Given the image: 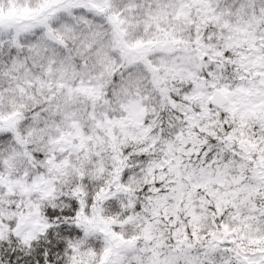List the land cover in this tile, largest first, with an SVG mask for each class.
<instances>
[{
  "label": "trees",
  "instance_id": "trees-1",
  "mask_svg": "<svg viewBox=\"0 0 264 264\" xmlns=\"http://www.w3.org/2000/svg\"><path fill=\"white\" fill-rule=\"evenodd\" d=\"M70 1L76 2L67 0L65 5L59 3L41 14H61L65 11L60 12L64 7L69 9L68 12L83 10ZM191 2L194 3V0ZM3 3L0 1V5ZM9 7L11 9L5 11L17 8L12 3ZM85 7L93 10L89 3ZM1 9L0 36L4 32L14 33V50L4 53V56L0 54L2 69L5 66L13 68V72L7 70V74L18 78L20 84L23 70L42 68L34 72L30 70L33 72L30 74L36 77V72L41 73V82L49 85L48 97L55 105H67L65 103L68 102L69 91H72L71 97L75 99L72 102L74 107L80 108L85 102L82 114L76 113L79 123H75L68 129V134L63 135L73 141V147L78 152L76 142L79 141L85 157H95L96 150L89 142L93 141V137L103 134V130L112 132L113 137L104 156L108 164L106 173L97 178L76 180L74 190L70 193L74 202L71 210L50 212L48 206L41 202L37 213L40 215L39 222L44 223V233H35L33 239L22 240L14 231L0 240V264H149L156 260V253L159 258L161 252L158 264H211L210 260L213 264H264V230L256 233L254 241L247 244L243 243V236L234 231L236 229L228 231L237 222H229L228 225L223 219L217 220L216 225L209 230L200 228V223L196 222L198 217L196 219V215L189 214L186 206L199 200L201 189H198L195 197L190 192L184 193L181 198L184 203L180 211L177 210V215L171 216V209L168 215L163 211L156 215L153 211L159 203L167 201L171 204L169 200L173 195L188 190L180 187L178 181H186V185L190 182L189 186L193 190L200 183L196 179L203 169L215 163L226 165L230 162L238 166L241 161H247L251 168H246L248 178L254 179L256 185L259 184L255 208L260 209V213L252 216L251 221L258 228L264 226V178H260L264 174V24L242 34L227 51H208V59L204 60L203 67L197 73H190L181 82L161 86L165 100L162 106L156 107L147 102L143 94L129 98V88L125 89L129 95L123 103L113 99L116 86H109V92L102 96L93 85L96 77L90 78L86 73L92 67L89 58L93 54L83 52L82 48L79 51L70 50L56 38V45L66 49V62L61 67L60 58L40 61L26 48L15 46L17 34L34 26L36 21L18 20L16 16L3 17L4 6ZM107 14L103 12L104 16ZM112 29L117 37V24H112ZM205 40V36L197 38L193 44L194 49H206L203 46ZM91 47V51H94V47ZM131 53H126L127 63L132 61ZM123 67L114 71L106 81L110 83L122 77L127 68ZM60 68L63 73L59 76L65 85L55 86V83H50V73L58 75ZM22 81L29 83L30 79ZM0 84L3 99L6 92L17 83L7 81L3 76ZM20 88L30 90L33 84L23 83ZM121 88L119 90L123 92ZM83 91L86 92L83 94ZM202 91L208 92V96L202 95ZM216 91L228 97V104L222 110L210 104V98ZM49 104L30 113L31 116L45 113ZM100 104H108L110 112L106 115L97 113ZM59 113L55 114L56 122L63 116ZM9 116L11 121L23 118L16 113ZM5 130L11 134L16 133L12 125L0 120V133ZM71 133H75V136L72 137ZM121 133L128 136L125 142L120 139ZM45 136L35 139L28 146L24 145L26 152L49 141L50 138ZM49 146L57 148L58 145L53 140ZM67 146L64 148L68 149ZM60 151V155L66 154L64 149L60 148ZM221 151H224L223 155ZM2 154L0 196L7 198L4 186L6 174L1 171V166L5 173L6 169L8 173H13L14 169ZM250 157L253 160L249 161ZM56 163L52 158L49 163L42 161L31 165L32 174L44 175L48 178L47 184H57V178L49 179L55 168L52 165ZM64 169L63 166L59 167L61 174ZM175 171L181 173L183 178H175ZM248 211L242 212L244 217L255 213ZM158 216L161 221L155 222ZM146 225H151L158 234L160 232L162 239L156 237L155 241L153 238L154 245H145L146 238L141 233L148 228Z\"/></svg>",
  "mask_w": 264,
  "mask_h": 264
},
{
  "label": "rangeland",
  "instance_id": "rangeland-1",
  "mask_svg": "<svg viewBox=\"0 0 264 264\" xmlns=\"http://www.w3.org/2000/svg\"><path fill=\"white\" fill-rule=\"evenodd\" d=\"M0 1H4L0 5V9L4 6L3 17L16 16L18 20L36 21L34 26L17 34L15 46L26 48L40 61L60 58L61 67L66 62V49L64 46L56 45V38L64 42L70 50L79 51V48H82L83 52L88 51L93 54L89 58L92 67H89L90 70L86 73L90 78L96 77L93 85L97 87L99 93H102V96L109 92V86H116L113 90V99L123 103L129 95L128 90L125 89L129 88V98L136 94H143L146 101L156 107L162 106L165 100L161 86L181 82L190 73H197L203 67L204 60L208 59V51H227L242 37V34L254 31L260 27L261 23L264 24V0H194V3L191 2L193 0H184V2L180 0L168 2L163 0H76L70 3L81 6L83 10L68 12L69 9L64 7L60 10L61 12L65 9L61 14L52 15L53 12H51L44 16L41 14L43 11L50 10L59 3L65 5L67 0ZM10 3L17 8L12 7L13 10L5 11L11 9ZM88 3L93 10L86 9L85 5ZM186 7L189 8L185 9ZM103 12L108 14L104 16ZM51 15L53 17H49ZM112 24H117L119 29L117 37ZM13 35V32H4L2 37L0 36V54L3 56L4 53L14 50ZM202 36L206 38L203 45L206 49L201 47L194 49L193 44ZM90 46L94 47V51H91ZM117 48L119 50L115 52ZM127 51L132 52V61L129 63H127L128 59H125ZM2 62L3 60L0 62V78L5 76L7 81L17 84L11 88L12 90H6L3 99L0 95V120L12 125L16 130L15 134L6 130L0 133V147L3 148L0 149V153H3V158L14 169L13 173H8L6 169L5 173L1 166V171L6 174L4 186L7 189V198L0 196V240L7 238L14 231L22 240H30L35 233H44V223L39 222L40 215L37 213L41 202L48 206L50 212L71 210L74 202L70 193L74 190L76 180L97 178L106 173L108 164L104 156L113 135L112 132L103 130V134L93 137V141L89 142L96 150L95 157H85L80 149L79 141L76 142L79 146L78 152L73 147V141L63 136L68 134L70 127L79 123L76 113L82 114V110L86 107L85 102L80 105V108L74 107L72 102L75 99L71 97L72 91H69L68 102L65 103L67 105H55L48 97L49 85L41 82V73L36 72V77H32L34 71L42 68L30 69L33 72L23 70L20 84H18V78L7 74V70L13 72L14 69H8L6 66L2 69ZM121 66L127 67L122 77L114 82L106 81ZM62 73L61 68L58 75L50 73V83H55V86L65 85L59 76ZM24 79H30L29 83L23 82ZM39 82L40 84H37ZM23 83L28 85L31 83L33 88L23 90L20 88ZM119 87L123 92H120ZM17 88L19 90H15ZM206 93L208 92L202 91V95L208 96ZM59 94L62 95V93ZM207 100L209 101V98ZM61 101L60 98L59 102ZM48 103H50L48 107H44L45 113L31 116L30 113H34ZM110 110L108 104H100L97 113L102 112L106 115ZM59 112L63 116L56 122L55 114ZM15 113L21 114L23 118L11 121L9 115ZM46 131L47 134H45ZM43 135H47L45 137L50 138L49 141L42 143L41 147H33L31 152H26L25 146ZM71 136L74 137L75 133H71ZM127 137L125 133L120 134L122 142H125ZM53 140L56 141L57 148L48 147ZM65 145L69 148H64ZM60 148L66 150V154L60 155ZM220 153L223 155L224 151ZM52 158L57 163L52 165L55 168L49 179L57 178V184H47L48 178L38 173L32 174L31 169V165L42 163V161L49 163ZM248 160L253 159L250 157ZM61 166L65 168L63 174L59 171ZM246 168L251 169L247 161L245 163L241 161L238 166H233L230 162L226 165L215 163L212 167L203 169L196 179L200 183L198 182L199 185L193 190L189 186L190 182L186 185V181H178L180 187L188 190H182L179 194L173 195L169 200L172 201L171 204L167 201L159 203L153 211L158 215L162 211L167 214L171 209L169 212L173 216L178 209L180 211L182 208L184 199L181 198L184 193L190 192L195 197L198 189H201V194L198 193L199 200L192 201L186 206L189 214L196 215V219L198 217L196 222L200 223V228L209 230L216 225L217 220L223 219L228 225H230L229 222L232 224L237 222L238 224L230 226L228 231L236 229L234 231L243 236V243L249 244L254 241L253 237L256 233L264 230V226L258 228L251 221L252 216L260 213V209L255 208L259 184L256 185L254 179L248 178ZM175 173L177 175L175 178H183L181 173L176 171ZM260 178H264V174H261ZM44 182L45 184L42 185ZM53 182L55 183V180ZM246 210L255 213L244 217L242 212ZM159 221L161 219L158 216L155 222ZM146 226L148 228L141 233L146 238L145 245H154L156 237L162 239L160 232L158 234L151 225ZM161 253L159 258L156 253V260L149 264H158ZM210 263L213 264V261L210 260Z\"/></svg>",
  "mask_w": 264,
  "mask_h": 264
},
{
  "label": "water",
  "instance_id": "water-1",
  "mask_svg": "<svg viewBox=\"0 0 264 264\" xmlns=\"http://www.w3.org/2000/svg\"><path fill=\"white\" fill-rule=\"evenodd\" d=\"M227 103L228 98L219 91H216L210 99V104L218 109H223Z\"/></svg>",
  "mask_w": 264,
  "mask_h": 264
}]
</instances>
